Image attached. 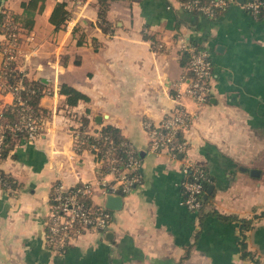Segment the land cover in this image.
<instances>
[{"label":"crops","instance_id":"0c3cea01","mask_svg":"<svg viewBox=\"0 0 264 264\" xmlns=\"http://www.w3.org/2000/svg\"><path fill=\"white\" fill-rule=\"evenodd\" d=\"M22 1L0 0V11L21 14ZM57 1L45 0L11 55L0 29V110L15 99L5 85V58L27 80L45 83L41 132L14 135L0 162L17 182L0 187V264H256L242 256L238 221L202 214L251 218L264 210V16L235 2L209 18L186 11L181 0H111L106 32L98 0H66L71 16L56 29L50 15ZM183 38L214 60L210 97L201 105L184 92ZM63 82L89 100L69 104ZM179 105L195 114L189 154L214 178L215 193L198 211L181 204L182 161L148 147L145 120L159 122ZM84 119L91 134L119 127L140 151L144 178L112 209L108 230L88 229L59 250L46 234L52 185L96 183L102 170L91 149L76 147ZM253 224L248 249L264 261V218Z\"/></svg>","mask_w":264,"mask_h":264},{"label":"built area","instance_id":"2783aa9c","mask_svg":"<svg viewBox=\"0 0 264 264\" xmlns=\"http://www.w3.org/2000/svg\"><path fill=\"white\" fill-rule=\"evenodd\" d=\"M234 2L254 15L264 9V0H244L243 3L239 0H181V5L188 12L214 18L220 10H226ZM16 44L10 42V55ZM181 49L190 53L189 69L192 71L191 76L183 77L187 83L184 92L198 105L204 104L212 90L214 61L211 52L206 47H196L185 38L182 39ZM22 88L23 76L10 85L15 95ZM16 104L20 107V118L15 123H4L0 119V152L8 129L26 131L28 137H35L43 128L44 120L33 115L32 108L20 95H17ZM194 117L195 114L186 106L179 105L159 122L146 119L145 126L150 134L149 150L168 151L173 158L182 161L184 175L180 182L181 204L192 211H198L203 206L202 198L207 191L202 179L208 176L203 165L196 163L189 154L186 131ZM94 134L98 135V132ZM90 149L102 164L96 183L83 181L76 188L74 185L67 187L62 181L55 184V202L49 214L52 232L50 242L59 250H65L85 230H108L112 209L105 205L107 195L121 194L124 197L138 187L144 178L140 151L129 139L117 141L107 137L103 146L92 142ZM95 196H100L103 202H97ZM84 197L92 199L93 204L89 205Z\"/></svg>","mask_w":264,"mask_h":264},{"label":"trees","instance_id":"16d2710c","mask_svg":"<svg viewBox=\"0 0 264 264\" xmlns=\"http://www.w3.org/2000/svg\"><path fill=\"white\" fill-rule=\"evenodd\" d=\"M206 1V0H203ZM99 2V10H98V25L103 29V31H109L111 27V22L107 18V11L110 6L111 0H98ZM68 2L66 0L57 1L52 12L50 15L51 22L55 25V28L58 29L63 26L66 21L71 16V11L67 7ZM45 0H24L22 1L23 11L21 14L12 12L10 10H2L0 11V29L6 35L9 42H18L20 39V32L23 29L31 30L35 23V15L38 11H41L44 8ZM226 10H220L218 14L214 17H218L221 13L225 12ZM195 14H200L198 12H194ZM202 15V14H200ZM256 16H264V9ZM80 43V41H79ZM196 47L201 48V46L196 40L191 41ZM158 43L159 48H163V43L160 46ZM182 50V49H181ZM7 62H5V66L2 69L3 76L6 79L5 85L7 88L10 89V85L14 84L20 77L23 76L22 71L17 69L13 62L7 58H5ZM214 61V60H213ZM182 64L185 66L186 69V76H191L192 71L189 69L190 66V53L188 51L182 50ZM23 83L24 88L20 89L17 94L15 95V99L12 103L6 104L2 109V116L0 117L1 121L4 123H15L20 118V107L17 102V95H20L25 102L32 108V113L34 116L41 118L43 114V108L40 105L41 97L45 94V83L41 80H27L23 76ZM61 92L66 95L67 102L69 104H77L80 99L89 100V96L83 92L82 90L78 89L77 87L70 85L66 82L61 84ZM80 133L78 137V141H76L77 148H89L92 142H96L103 146V142L106 138H115L117 141L121 139H125L126 137L121 133L119 127L114 126L112 124H106L102 126L99 130L98 135L91 134L87 131V120L84 119L82 124L79 127ZM6 139L4 145L0 152V162L1 159L6 155L8 150V145L12 143V137L16 135L17 137H28L26 131H14L13 129H8L6 131ZM205 168L206 174L208 176L207 179H202L205 189L207 190L208 186L211 183H214L213 176L208 172V169ZM0 174L2 181H0V187L4 189H13L17 186V182L15 178L8 172L4 171V169L0 166ZM83 181H79L74 184V188L80 186ZM57 183V182H56ZM52 185L50 201L51 205L55 202L53 196L55 194V184ZM215 190L205 198L203 196L202 202L203 206L200 210L203 209L204 205L207 204L211 197L214 195ZM84 200L89 204L92 205V199L88 197H84ZM207 214H212L217 216L223 221H238L239 222V229L242 235L240 240V247L242 251L243 257H250L252 258L256 264H264L259 257L256 256L251 250L248 249L246 237L247 231L250 230L254 224V218H264V210L261 211L259 214H256L255 217L247 218V217H239L236 214H225L217 209L209 210L203 212L202 216L204 217ZM51 216L49 215L47 219L46 229H47V239L50 246H54L53 243L50 242L51 236V228H50ZM86 231V230H85ZM83 231V232H85Z\"/></svg>","mask_w":264,"mask_h":264},{"label":"water","instance_id":"95a60500","mask_svg":"<svg viewBox=\"0 0 264 264\" xmlns=\"http://www.w3.org/2000/svg\"><path fill=\"white\" fill-rule=\"evenodd\" d=\"M239 1L242 3L244 2V0H239ZM99 119L101 120V117ZM252 174H259V170L252 169ZM214 188H215V184L211 183L208 186L207 191L204 194V197L207 198L213 192ZM105 205L111 209L121 208L123 205V196L121 194H108L105 200Z\"/></svg>","mask_w":264,"mask_h":264}]
</instances>
